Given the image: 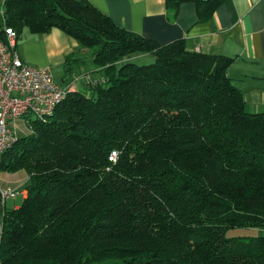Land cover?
Listing matches in <instances>:
<instances>
[{
    "label": "trees",
    "instance_id": "trees-1",
    "mask_svg": "<svg viewBox=\"0 0 264 264\" xmlns=\"http://www.w3.org/2000/svg\"><path fill=\"white\" fill-rule=\"evenodd\" d=\"M188 1L204 22L225 0L165 5ZM1 4L0 39L5 26L55 27L77 42L64 68L84 91L1 156V171L28 179L18 208L0 193V264H264V235L226 236L264 228V108L245 110L231 57L159 44L90 0ZM85 54L99 75L79 71Z\"/></svg>",
    "mask_w": 264,
    "mask_h": 264
},
{
    "label": "crops",
    "instance_id": "crops-1",
    "mask_svg": "<svg viewBox=\"0 0 264 264\" xmlns=\"http://www.w3.org/2000/svg\"><path fill=\"white\" fill-rule=\"evenodd\" d=\"M1 1L0 14L3 12ZM90 1L108 14L116 25L159 44L183 39L188 50L231 57L227 74L243 93L245 110L258 112L264 108V0H225L204 22L198 20L195 4L189 1L181 3L175 12L166 8L165 0ZM17 50L25 63L51 68L54 80L60 85L69 83L75 74L74 70L69 73L64 68L66 56L83 53L78 51V44L72 37L55 27L45 33L24 28L17 39ZM85 56L90 58L89 54ZM134 57L136 60L151 59L148 54ZM93 66L87 73H82L99 75L98 69L92 72ZM81 76L79 80L85 77ZM81 82L76 83V89L82 90L84 84ZM11 127L18 137L26 135V124L22 119ZM27 179L24 170H0V189L11 187L17 191L5 199L6 210L19 207L26 196ZM1 227L0 214V234Z\"/></svg>",
    "mask_w": 264,
    "mask_h": 264
},
{
    "label": "built area",
    "instance_id": "built-area-1",
    "mask_svg": "<svg viewBox=\"0 0 264 264\" xmlns=\"http://www.w3.org/2000/svg\"><path fill=\"white\" fill-rule=\"evenodd\" d=\"M17 38L12 27H4V39H0V159L19 138L11 124L22 119L26 129L31 130L33 119L51 115L57 104L76 88L77 79L60 85L51 68L25 63L17 50ZM116 158L117 152L112 151L109 160L114 162ZM16 192L10 187L0 189L3 199Z\"/></svg>",
    "mask_w": 264,
    "mask_h": 264
},
{
    "label": "rangeland",
    "instance_id": "rangeland-1",
    "mask_svg": "<svg viewBox=\"0 0 264 264\" xmlns=\"http://www.w3.org/2000/svg\"><path fill=\"white\" fill-rule=\"evenodd\" d=\"M76 56H79V53L76 54ZM149 60H151V61H149ZM152 60H153V58L152 59H145V60H138V59L136 60L135 57L132 58V62H134L136 64H148V63L152 62ZM92 66H93V62L91 61V59L86 58L85 63H83L79 66V71L83 72V73H87L92 68ZM72 76H73V80H75L77 78L74 75H72ZM78 82H80V81H78ZM82 91H84V90H82ZM31 131H32V129L30 130L27 128L26 134L30 133ZM6 188H3V189H6ZM236 235H264V228L236 227V228H231L226 233V236H228V237L236 236Z\"/></svg>",
    "mask_w": 264,
    "mask_h": 264
}]
</instances>
